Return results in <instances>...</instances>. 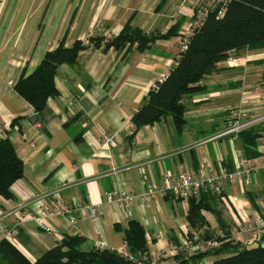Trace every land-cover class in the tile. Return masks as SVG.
Listing matches in <instances>:
<instances>
[{
	"label": "crops",
	"instance_id": "obj_1",
	"mask_svg": "<svg viewBox=\"0 0 264 264\" xmlns=\"http://www.w3.org/2000/svg\"><path fill=\"white\" fill-rule=\"evenodd\" d=\"M30 5V6H29ZM9 0L0 9V129L9 136L25 163L24 176L12 185L13 199L0 195V237L4 228L18 222L21 206L36 212L40 200L61 196L68 205L79 202L73 225L68 216L47 219V228L35 220L20 224V234L11 241L35 261L64 235L86 239L83 250L104 240L108 249L128 251L125 230L130 221L143 225L148 255L185 245L192 231L188 220L189 200L173 191L157 192L145 201L142 193L158 188L166 173L183 170L210 172L222 166L234 169L247 158L253 166L251 183L227 185L217 205L225 226L235 230L240 213L252 217L256 204L264 211V48L233 51L219 64L221 70L205 76L202 90L186 95L184 125L178 128L172 116L135 129L132 121L160 77L177 64L181 38L189 32L194 18L191 0ZM126 24L148 33L175 35L158 38L145 49L136 45L122 50L96 48L89 37L118 35ZM89 42L73 63L59 66L55 84L59 95L50 97L43 110L15 90L22 71L33 72L47 51L64 41ZM239 107L244 120L253 121L245 130L259 133L254 145L257 156L249 158L240 134L217 135L227 125L229 109ZM263 117V119H260ZM17 121L14 127L6 125ZM244 130V131H245ZM1 131V130H0ZM1 133V132H0ZM113 141L105 145V138ZM118 184L135 195L120 205L107 197ZM158 190V189H157ZM99 212L91 214L88 207ZM22 208V210L24 209ZM24 211V210H23ZM203 214L208 226L223 234L216 215ZM226 231V229H225ZM255 232H238L234 238L243 246L258 244ZM183 251L164 257L157 264H213L217 255Z\"/></svg>",
	"mask_w": 264,
	"mask_h": 264
},
{
	"label": "trees",
	"instance_id": "obj_2",
	"mask_svg": "<svg viewBox=\"0 0 264 264\" xmlns=\"http://www.w3.org/2000/svg\"><path fill=\"white\" fill-rule=\"evenodd\" d=\"M175 34L174 29L165 34H157L126 24L118 35L89 37V42L96 48L104 47V50H122L133 45L145 49L158 38ZM89 42L78 40L72 47H65L64 41H61L58 47L46 52L33 72H21L15 90L31 104L34 111L43 110L50 97L59 95L55 84L57 69L62 64L73 63L79 52L89 47ZM244 48H264V0H231L223 16H218V8L211 11L204 24L193 30L186 50L179 52L177 64L170 70L167 78L157 81L134 113L132 121L135 129L154 124L167 116H172L178 128H182L186 110L183 98L202 90V79L220 71L221 62L227 61L233 51ZM16 124L17 121H13L12 127ZM240 136L244 139L247 156L252 158L259 155L253 149L260 134L245 130ZM24 172L25 163L18 156L9 136L0 139V195L13 199L12 185L24 176ZM217 197L210 190H201L189 198L188 220L192 231L205 227L206 238L221 242L213 249L195 252L198 255L193 258L213 253L217 255L213 264H264V242H260L258 238V244L243 246L237 241L225 226ZM249 198L261 211L250 193ZM203 210L216 215L224 229L223 234L214 232L208 226ZM125 239L133 258L115 250L97 249L95 246L90 250H83L81 246L85 243V238L64 235L59 243L35 261L29 259L12 242L3 239L0 241V264H136V259L148 255L146 231L139 222H129ZM178 264H187V261L183 260Z\"/></svg>",
	"mask_w": 264,
	"mask_h": 264
},
{
	"label": "built area",
	"instance_id": "obj_3",
	"mask_svg": "<svg viewBox=\"0 0 264 264\" xmlns=\"http://www.w3.org/2000/svg\"><path fill=\"white\" fill-rule=\"evenodd\" d=\"M194 3V18L190 26L189 32L186 36L181 38L180 51L186 50L190 37L193 34V30L202 26L206 21L209 13L218 8V16H223L226 7L231 0H191ZM88 43V42H87ZM168 76L164 74L160 77L159 81L166 79ZM264 100V94L261 97ZM245 113L239 107H233L229 109L226 117V128L220 132L217 137L225 136L229 134H240L247 126L253 121L244 120ZM263 119V117H260ZM10 129L9 126H6ZM0 139L5 138V132L0 131ZM113 141V136H107L105 138V145H109ZM253 166L250 164L249 159L242 158L238 161L236 168L231 169L227 166L218 167L212 169L210 172L205 171L203 168L197 172H191L183 170L178 174L166 173L162 178V184L159 186L152 185L147 188L141 195L142 198L147 201L152 197H155L157 192L161 191H173V193L183 201H188L190 196L199 193L201 190H210L212 193L223 196L227 185L235 183L237 181L251 183ZM158 189V190H157ZM135 199V195L125 190L119 184L113 192H110L107 200L109 202H116L120 205L124 203L132 202ZM24 206L14 212L18 214V222L11 226L5 227L0 241L6 239L8 241H14L20 234V224L28 219L35 220L42 228H47V219L54 215H65L69 217L70 222L75 225L77 223V216L75 213L80 209V203H74L68 205L64 198L61 196L54 197L49 202L40 200L39 209L36 212L26 210ZM91 214L96 215L99 211L92 206L88 207ZM2 212L0 211V214ZM235 230L231 233L234 236L238 232L248 233L255 232L259 236L264 238V211H257L252 217H246L243 213L239 214L236 218ZM206 228L195 229L191 231L187 236V243L185 245H173L170 249H163L160 252H152L150 255L144 256L142 259H136V264H157L158 259L169 257V255H177L182 251L200 252L207 251L217 247L221 244L220 241L214 238H206L204 231ZM95 247L97 249H108L104 240L97 241ZM126 257L133 258V255L126 251H121Z\"/></svg>",
	"mask_w": 264,
	"mask_h": 264
},
{
	"label": "rangeland",
	"instance_id": "obj_4",
	"mask_svg": "<svg viewBox=\"0 0 264 264\" xmlns=\"http://www.w3.org/2000/svg\"><path fill=\"white\" fill-rule=\"evenodd\" d=\"M9 0H0V9H2L4 6H5V4L8 2ZM47 0H33V3H35V6L33 7V12H31L33 15H35L36 14V9H37V7H38V4H40V3H42V2H46ZM30 6V5H29ZM6 126H9V127H11L12 128V123L11 124H8V125H6ZM0 130H2V129H0ZM253 244H250V246H252ZM181 253V252H180ZM179 253V254H180ZM172 256H178V254L177 255H169V257H172ZM167 258V257H166Z\"/></svg>",
	"mask_w": 264,
	"mask_h": 264
},
{
	"label": "water",
	"instance_id": "obj_5",
	"mask_svg": "<svg viewBox=\"0 0 264 264\" xmlns=\"http://www.w3.org/2000/svg\"><path fill=\"white\" fill-rule=\"evenodd\" d=\"M260 242H264L263 236H260Z\"/></svg>",
	"mask_w": 264,
	"mask_h": 264
}]
</instances>
